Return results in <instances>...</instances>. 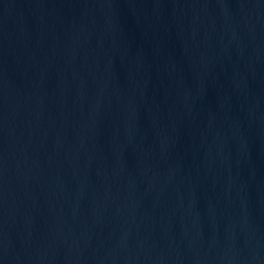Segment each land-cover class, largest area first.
I'll use <instances>...</instances> for the list:
<instances>
[{"label":"water","instance_id":"water-1","mask_svg":"<svg viewBox=\"0 0 264 264\" xmlns=\"http://www.w3.org/2000/svg\"><path fill=\"white\" fill-rule=\"evenodd\" d=\"M0 264H264V0H0Z\"/></svg>","mask_w":264,"mask_h":264}]
</instances>
